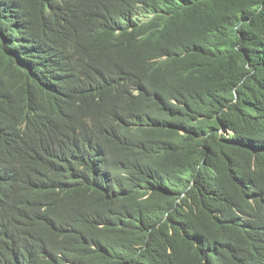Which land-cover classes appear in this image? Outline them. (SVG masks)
Listing matches in <instances>:
<instances>
[{
  "label": "trees",
  "instance_id": "obj_1",
  "mask_svg": "<svg viewBox=\"0 0 264 264\" xmlns=\"http://www.w3.org/2000/svg\"><path fill=\"white\" fill-rule=\"evenodd\" d=\"M0 264H264V0H0Z\"/></svg>",
  "mask_w": 264,
  "mask_h": 264
},
{
  "label": "bare ground",
  "instance_id": "obj_2",
  "mask_svg": "<svg viewBox=\"0 0 264 264\" xmlns=\"http://www.w3.org/2000/svg\"><path fill=\"white\" fill-rule=\"evenodd\" d=\"M236 223V222H235Z\"/></svg>",
  "mask_w": 264,
  "mask_h": 264
}]
</instances>
